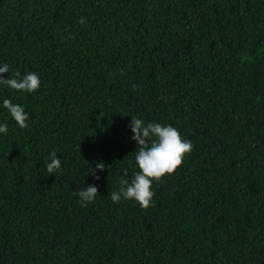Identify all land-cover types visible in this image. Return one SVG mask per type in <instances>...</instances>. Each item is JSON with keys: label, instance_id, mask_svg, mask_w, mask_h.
I'll list each match as a JSON object with an SVG mask.
<instances>
[{"label": "trees", "instance_id": "1", "mask_svg": "<svg viewBox=\"0 0 264 264\" xmlns=\"http://www.w3.org/2000/svg\"><path fill=\"white\" fill-rule=\"evenodd\" d=\"M5 64L41 85H0V264H264V0H0ZM131 117L193 145L148 209Z\"/></svg>", "mask_w": 264, "mask_h": 264}, {"label": "clouds", "instance_id": "2", "mask_svg": "<svg viewBox=\"0 0 264 264\" xmlns=\"http://www.w3.org/2000/svg\"><path fill=\"white\" fill-rule=\"evenodd\" d=\"M85 21L81 18L80 23ZM9 66L7 64L0 67V74L7 73ZM21 73L17 71L14 78H5L0 75V85H4L15 91L32 93L40 88L41 81L36 73L30 72L22 78ZM19 78V79H17ZM133 85V90L136 89ZM3 107L10 113L12 119L21 129L27 128L28 113L24 107L13 103L9 99H4ZM132 132L131 139L138 144L135 155V163L138 171L129 182L127 179L121 180V189L111 193L113 202H120L121 198L125 200H134L142 209H148L152 206V199L155 193L151 190L153 183L162 182V178L172 175L182 166L186 154H190L193 145L190 141L182 138L181 133L172 125H162L158 122L148 123L139 118H132L130 122ZM7 124H0V133L7 134ZM50 162L47 163L49 174L61 170V160L57 158V153H50ZM106 165L100 161L95 168L91 166L87 169L85 175H92L93 178L99 179L96 171H103ZM127 176V172L124 173ZM76 195L79 197L82 206L94 202L98 196V188L95 185H88L81 188Z\"/></svg>", "mask_w": 264, "mask_h": 264}]
</instances>
